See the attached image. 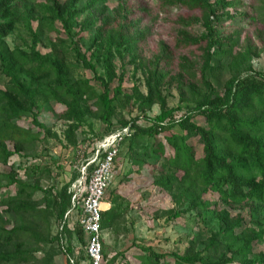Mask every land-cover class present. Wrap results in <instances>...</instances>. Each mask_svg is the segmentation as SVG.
Returning a JSON list of instances; mask_svg holds the SVG:
<instances>
[{"label": "trees", "instance_id": "1", "mask_svg": "<svg viewBox=\"0 0 264 264\" xmlns=\"http://www.w3.org/2000/svg\"><path fill=\"white\" fill-rule=\"evenodd\" d=\"M82 1L61 4L52 0L46 8L61 24L65 38L61 54L43 55L37 50L38 34L27 50L8 47L5 40L24 19L28 5L27 0H0V78L6 80L0 89V165L9 166L0 172V218L4 221L0 224V264H55L58 250L48 247L54 243L60 244L69 264V258L76 256L74 244L85 246L77 225L73 229L64 225L56 235L50 231L51 222L60 226L71 207L69 188L80 176L79 170L62 187L56 182L44 187L42 181L52 175L51 164L57 163L48 155L39 165L33 162L41 158L39 146L51 139L77 149L79 136L86 134L83 128L94 132L91 118L104 127L100 138L126 128L131 132L122 143L127 144L125 157L131 166L122 182H131L144 171L153 174L151 168L162 161L154 183L173 202L163 215L168 222L184 219L198 232L191 233L182 254L140 247L142 254L136 260L122 253L111 264L117 260V264H264V252H255L264 244V218L256 219L258 209L264 208V69L253 65L258 49L251 40L242 42L241 27L256 20L264 23V13L260 9L251 18L248 12H240L241 0H167L170 7L200 11L199 18L178 20V44L202 49L199 63L180 59L176 77L181 79L180 101L169 107L162 91L171 75L167 48L163 46L161 54L147 64L145 92L136 86L127 91L124 59L138 51L146 31L129 21L132 10L124 2L113 17L106 13L108 0H88L80 7ZM85 12L88 17L78 22ZM224 25L240 28L225 34ZM193 26L203 31L192 35L188 29ZM91 30L95 34L85 49L81 34ZM113 52L122 57L120 68L113 62ZM99 64L101 74L96 68ZM79 69L91 72L94 82L76 75ZM225 73L229 77L217 91L213 79ZM188 84L200 86L201 93L185 96ZM43 101L62 107V139L44 122ZM156 105L159 113L151 118L147 113ZM132 110L138 116L125 119V112ZM196 145L201 147L200 159ZM168 151L171 156L166 157ZM14 157L21 158L19 165L10 163ZM58 168L63 170L59 164ZM93 168L87 166L86 181ZM110 194L102 229L124 235L131 204L116 191ZM242 207L249 209V221L257 222V228L246 229L239 239L236 233L245 220L239 215L233 218L231 210ZM211 218L217 219L216 231L206 227ZM102 248L105 264V242Z\"/></svg>", "mask_w": 264, "mask_h": 264}, {"label": "rangeland", "instance_id": "2", "mask_svg": "<svg viewBox=\"0 0 264 264\" xmlns=\"http://www.w3.org/2000/svg\"><path fill=\"white\" fill-rule=\"evenodd\" d=\"M61 4H64L67 0H59ZM88 0H83L80 7L86 4ZM167 0H108L106 3V13L108 15H115L119 4L124 2L125 5L132 10L129 16L130 22L138 23L139 30L146 31V35L138 45V51L134 52L131 57L124 59L125 62V83L124 89L129 91L134 86L139 87L141 91L145 92V79L148 74L147 64L150 61L161 54L163 46L167 48V53L171 57V62L167 69L171 71L170 77L165 79V87L163 88V95L167 97V103L169 107H176L180 101L179 95V83L180 78H176L180 74L179 64L180 59L186 58L190 61L199 63L202 57L201 46H183L178 44V31L181 26L178 25V20L183 19H195L201 15L198 9H190L186 6L170 7L165 2ZM27 8L24 19L18 22L15 32L6 38V43L10 49L18 47L23 50H27L32 46L33 35L38 34L37 50L41 54H61V41H64V31L61 24L54 18L50 17V12L46 11L52 6V0H27ZM240 12H248L251 18H256L261 12L264 13V0H241ZM89 12H85L78 22H82L88 17ZM30 14L29 25L31 30L28 29L26 20ZM114 17V16H113ZM226 25V24H225ZM223 27H226V26ZM242 30V42L244 40H251L253 45L258 49V56L253 60V65L257 69H264V23L256 20L251 24L241 25ZM240 27L224 28L223 32L229 34L234 29ZM77 31L79 29H76ZM192 35L201 33L203 29L200 26H193L188 29ZM95 30L90 32H83L81 36L84 38L85 49L89 46V40L94 37ZM241 47V46H240ZM235 53H238V51ZM234 53V54H235ZM113 62L116 68H120L123 64L122 57L113 52ZM134 56H137L135 63L131 62ZM68 62L73 64L72 59L67 58ZM166 64L165 61L162 62ZM98 73L103 72L101 64L96 66ZM199 67L197 68V70ZM76 75L84 76L93 81V74L87 70L79 69L75 72ZM228 73H225L221 78L214 80L213 85L217 91H221L225 81L228 79ZM174 78V80L172 79ZM172 80V81H171ZM6 85V80L0 78V89L3 90ZM186 88L185 96H192V92L200 94L201 87L195 84H188ZM43 120L53 129L54 132L62 139V132L64 130L63 121L59 118L63 109L59 105H55L54 102L43 101ZM159 113V107L153 106V108L147 113L149 117L153 118ZM125 119L137 117L136 110H132L131 114L125 112ZM90 123H93L94 132L91 134L87 128H83L86 134H81L79 140L81 141L77 149H70L64 147V141L62 144L56 139L45 141L43 145L38 148V155L40 159H36L33 163L40 164L43 158L48 155L57 164H51L52 175L51 178L42 181L44 187H50L55 182L58 187H62L65 183L69 182L74 171H80L87 163V160L94 158L97 145L104 140L108 135L100 138L103 133L104 127L97 121L96 118H91ZM142 123V122H140ZM143 124V123H142ZM177 131V129H176ZM112 134V133H111ZM127 144H122L119 148V157L115 162L114 178L111 186L106 192L105 203L109 204L108 199L112 198L111 192L116 191L128 199L131 204V209L127 213L126 223L128 233L124 235L114 234L110 230H103L102 240L108 247V254L105 264H111L113 258H117L120 254L132 258L134 261L141 255L140 247H147L153 249L157 253H180L185 251L188 245V241L191 238V233H195L194 227H190L187 221L180 220L179 222H168L163 213L171 208L173 202L168 194L158 188L154 183V176L160 172L159 165L152 167L153 174L149 172L147 175L144 171L142 176H133L131 182H122L125 175L131 168L130 163L125 157V150ZM196 157H201V147L196 145ZM166 157L171 156V152L168 151ZM49 161V160H48ZM51 161H49L50 163ZM14 165L21 163V158L14 157L11 162ZM58 164L63 167V170L58 168ZM8 167L0 165L1 171H8ZM146 174V175H145ZM210 199V198H209ZM107 207V206H106ZM105 209V206L103 205ZM249 209L246 207L238 208L237 210H231V215L236 218L238 215L243 217L244 223L242 229L237 231V237L240 239L243 237L246 229L257 228V222L260 218H264V208L258 209L256 213L257 222L249 221ZM0 224L4 225L3 219L0 218ZM59 225L54 220L51 222V235H56L59 231ZM206 227L208 230L216 231L218 229V222L216 218L208 219ZM247 227V228H245ZM245 228V229H244ZM193 230V231H192ZM198 233V232H196ZM75 243V242H74ZM76 251L78 257L84 256V246H80L77 243ZM65 246V244L63 245ZM49 248H57L58 253L55 257V264H66V258L64 251L60 248V244L54 243L48 246ZM256 253L264 252V244L259 245L255 250ZM255 253V254H256ZM82 260V259H81ZM115 262V264L118 263Z\"/></svg>", "mask_w": 264, "mask_h": 264}, {"label": "built area", "instance_id": "3", "mask_svg": "<svg viewBox=\"0 0 264 264\" xmlns=\"http://www.w3.org/2000/svg\"><path fill=\"white\" fill-rule=\"evenodd\" d=\"M128 128L116 131L101 141L95 150L94 158L87 160L81 168L80 176L70 185L71 207L64 215V221L59 229L64 225L73 229L77 225L85 241L84 258L78 259L76 256L69 258V264H102V214L106 192L111 186L114 178L115 162L119 156L121 144L130 137ZM94 166L88 181L87 166Z\"/></svg>", "mask_w": 264, "mask_h": 264}, {"label": "crops", "instance_id": "4", "mask_svg": "<svg viewBox=\"0 0 264 264\" xmlns=\"http://www.w3.org/2000/svg\"><path fill=\"white\" fill-rule=\"evenodd\" d=\"M104 206H105V211L108 210V209L110 208V204L105 203V202H104ZM106 206H107V207H106Z\"/></svg>", "mask_w": 264, "mask_h": 264}]
</instances>
